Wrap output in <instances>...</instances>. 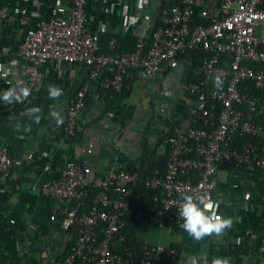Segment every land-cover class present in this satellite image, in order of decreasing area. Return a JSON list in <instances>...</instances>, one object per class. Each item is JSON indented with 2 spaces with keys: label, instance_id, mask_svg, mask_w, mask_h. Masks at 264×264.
<instances>
[{
  "label": "built area",
  "instance_id": "obj_1",
  "mask_svg": "<svg viewBox=\"0 0 264 264\" xmlns=\"http://www.w3.org/2000/svg\"><path fill=\"white\" fill-rule=\"evenodd\" d=\"M89 1L55 0L49 20H38L40 0L33 1V9L24 5L0 9V20L17 21L23 37L13 52L12 71L0 70L5 86L27 87L35 94L49 69L58 74L65 65L85 69V84L68 101L60 145L76 134L87 93L95 84L121 92L126 79L137 72L148 79L180 55L202 57L194 68L198 80L182 85L185 95L195 97L196 108L188 125L165 140L164 175L159 170L142 176L128 168L111 169L90 183L86 162L67 158L58 175L39 186L41 196L52 205L49 220L73 236L68 250L53 264H133L134 253L123 234L130 219L140 227L149 223L161 229L180 227V196L207 194L216 202L221 167L264 172V36L260 34L264 0H210L202 7L204 24L194 22L197 0H176L159 13L158 27L138 37L136 50L121 55L114 53L115 38L107 51L102 50L103 37L90 26ZM143 18L150 19L147 14ZM217 76L223 80L221 88L215 87ZM250 84L257 93L248 91ZM16 104L3 105L10 110ZM94 151L90 144L87 154ZM12 166L0 129V180ZM138 183L154 194L149 205L134 211L131 197ZM91 185L97 193L85 209ZM176 256L175 249L145 241L137 264H165L164 257ZM253 264H264V235Z\"/></svg>",
  "mask_w": 264,
  "mask_h": 264
},
{
  "label": "crops",
  "instance_id": "obj_2",
  "mask_svg": "<svg viewBox=\"0 0 264 264\" xmlns=\"http://www.w3.org/2000/svg\"><path fill=\"white\" fill-rule=\"evenodd\" d=\"M33 1L0 0V9L15 5L33 9ZM197 1L201 7L210 2ZM173 2L176 0H90L88 18L93 33L103 38L130 28L139 37L155 27L161 5ZM146 14L149 20L143 18ZM260 34L264 36V28ZM21 40L17 21L0 20V70L12 71L13 52ZM192 60L190 54L178 57L148 79L137 72L134 78L126 79L123 95L114 103L110 97L96 98L94 94L90 109L81 115L83 140L74 151L77 161L86 162L90 183L111 169H127L137 163L144 147L155 159L165 153L163 138L188 125L196 108L195 99L182 90L185 69ZM48 71L41 90L31 94L21 107L6 110L0 101V129L13 160L10 173L0 180V264H53L73 242L70 232L49 220L52 205L41 196L39 186L44 179L57 176L65 164L67 144L60 145L58 135L65 123L68 101L85 84L86 74L77 65L63 66L61 74ZM50 84L60 86L64 95L50 99ZM4 91L7 89L0 78V95ZM33 106L42 110L39 124L28 115L27 110ZM125 106L132 108L130 117L128 108L119 112ZM51 110L62 113V125L57 126ZM90 144L95 146L93 155L87 154ZM214 194L218 214L234 219V226L224 235L197 242L186 232L178 234L170 226L161 229L149 223L140 227L141 239L166 248L180 244L177 264H192L194 258L203 264V255H207L209 264L213 257H228L232 264H253L264 235V172L221 167Z\"/></svg>",
  "mask_w": 264,
  "mask_h": 264
},
{
  "label": "trees",
  "instance_id": "obj_3",
  "mask_svg": "<svg viewBox=\"0 0 264 264\" xmlns=\"http://www.w3.org/2000/svg\"><path fill=\"white\" fill-rule=\"evenodd\" d=\"M175 3L176 2L169 3V4L163 3L160 7L159 13H161V11L163 10L164 7H166V6L171 7V6L175 5ZM54 4H55V0L43 1L41 6H40V9H39V12L41 14V18L38 20H49L51 17L52 10L54 8ZM201 12H202V7L197 4L195 6V15H194L195 24H204L205 23V19H203L201 17ZM159 21H160V19L157 20L154 28L159 26ZM29 28H31V26L24 28V34H26V32L28 31ZM113 38L116 39L115 50H114V53L116 55H121V54L126 53V52H131V51L136 50V48H137L138 37L134 34L133 28H130L127 32L119 34V35L106 34L103 38V47H102L103 51L108 50V45ZM21 41H23V37H22ZM191 55H192L193 60H192V64L187 66L185 69V73H184L185 82H195L198 80L197 77L194 76V68L198 64L199 60L202 57L196 56L193 53ZM185 56L186 55H180L179 57H185ZM252 66L254 68H260V66H258V65L252 64ZM5 87L7 90L9 89L7 86H5ZM248 91L251 94L257 93V91L255 90V88L252 84L249 85ZM123 92H124V89L118 93V92L110 91L107 89H103L98 84H95L93 86V88L87 93V96L85 99V103H86L85 109L83 110L82 113H84V111H87L88 109H90V107H91L90 105L92 103V98L94 97V94L98 93L99 97H103V96H106L108 98L110 97L112 99L111 103H114L117 99H119L120 96L123 95ZM192 98L195 99V97H192ZM23 104L24 103H17L15 107H21ZM127 108H128V116L130 117V115H131L130 111L132 110L131 107H128V106L120 107L119 112L122 113V111H124ZM81 115H83V114H81ZM80 122H81V117L79 119V128H78L76 134L73 137L69 138V140H67V142H66L67 148L64 151V153H66L65 155H67L66 156L67 158H70L71 160H75V161H76V159L74 157L75 147L77 144H80L83 140L82 129L84 128V126H82V124ZM1 134H2V130H1ZM172 134L170 133L169 135H166L163 139L166 140ZM62 136H63V134H62V128H61V132L58 135V140H60V138ZM167 161H168V156L166 153H164L158 159H155L154 156H152L151 150H149L148 147H144L143 152H142L138 162L130 164L128 169L133 170V171H138L142 176L145 175L146 173L151 174L156 170H159L160 173L162 175H164L166 168H167L166 167ZM223 167L229 168L231 170H235L231 166H223ZM239 171H243V170L239 169ZM88 191H89V198L85 202V209L90 208L92 200L97 193V190L92 185L89 186ZM153 194H154L153 191L146 189L142 183H138L135 187V192L131 197L133 210L139 211L141 208H145L147 205H149L151 203V197ZM174 228L176 229V232L178 234H180V233L185 234V231L181 227H178L175 225ZM139 232H140V226L138 224H136V222H134L133 218L130 219V221L127 223L126 227L123 230V234L126 236L128 244L131 247V249L134 253V256H135V261L133 264H137L138 259H139L140 254H141V247L144 243L143 239H141V237L139 235ZM168 248L169 249H175L177 251V256L175 258L164 257L162 259V261L165 262V264H177L179 259H180L181 245L174 243L170 247H167V249Z\"/></svg>",
  "mask_w": 264,
  "mask_h": 264
},
{
  "label": "clouds",
  "instance_id": "obj_4",
  "mask_svg": "<svg viewBox=\"0 0 264 264\" xmlns=\"http://www.w3.org/2000/svg\"><path fill=\"white\" fill-rule=\"evenodd\" d=\"M214 83L216 88H221L223 80L217 76ZM48 93L49 98L53 100L64 95L63 89L54 84L48 86ZM30 95L31 90L27 87H22L19 90L10 87L0 95V101H3L4 104L24 103ZM51 108L52 106H50ZM27 111L34 123L41 122V108L33 106ZM50 114L57 126L63 124L64 119L61 112L51 110ZM180 201L178 212L179 219L182 221L180 227L197 242L213 235L222 236L234 226V219L219 215V204L212 201L207 194L193 195L185 192L180 196ZM200 259L203 264H209L207 255H203ZM192 264H198L197 259L194 258ZM211 264H232V262L228 257H213Z\"/></svg>",
  "mask_w": 264,
  "mask_h": 264
}]
</instances>
